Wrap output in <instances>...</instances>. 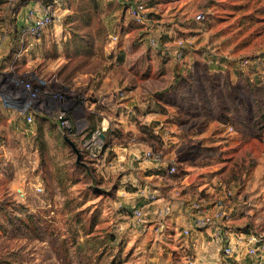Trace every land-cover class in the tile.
Listing matches in <instances>:
<instances>
[{"label": "rangeland", "instance_id": "374dc122", "mask_svg": "<svg viewBox=\"0 0 264 264\" xmlns=\"http://www.w3.org/2000/svg\"><path fill=\"white\" fill-rule=\"evenodd\" d=\"M133 1L146 4L149 27L128 14L126 3ZM263 12L264 0H63L60 18L31 40L28 51L10 61L20 50H4L0 264L177 261L180 250L130 229L115 230L123 221L117 173L107 168L121 164L125 152L117 147L162 148L156 127L170 132L173 177L186 178L193 198L213 200L232 191L261 206ZM199 13L202 22L196 21ZM152 38L165 42L170 55L156 51ZM179 42L185 47L181 59L174 54ZM192 64L198 69L193 73ZM62 111L78 137L61 131L56 118ZM103 118L111 125L103 164L83 155L78 161L65 137L79 145ZM238 225L245 222L233 227Z\"/></svg>", "mask_w": 264, "mask_h": 264}, {"label": "crops", "instance_id": "0c3cea01", "mask_svg": "<svg viewBox=\"0 0 264 264\" xmlns=\"http://www.w3.org/2000/svg\"><path fill=\"white\" fill-rule=\"evenodd\" d=\"M61 3L63 0H18L15 4L0 0V33L8 34L3 52L10 48L15 49L16 52L20 50L22 53L28 51L32 45L31 40H39L28 38L27 42H21V28L31 21V13L40 15L51 6L55 11L56 20H58L61 16ZM18 55L13 56L14 58H11L10 61H14ZM1 57L2 54H0V59ZM145 150L144 145L129 149L117 147L116 152H125L121 164H111V168H107V170L112 169L113 173H117L115 188L117 210L120 211L119 219L123 221L115 226V230L124 233L130 229L133 234L151 236L155 242L168 244L176 251L180 250L177 261H173L171 257L166 263L181 264L185 259V247L188 243V238L182 235V231L189 227L187 207L188 202L193 199L190 191L195 188L188 184L186 178L182 176L167 177L165 170L157 169L150 162L145 161L143 159ZM105 154L100 164H103ZM141 157L142 161H138ZM146 168L151 169L152 172L148 175H142L139 179L134 178V173L138 176L140 171L142 172ZM122 169H125V174L118 173ZM185 188L189 189L188 193L182 192ZM150 194H154L156 200H148L147 196ZM167 204L171 205V212L161 215L160 212H163ZM238 205L233 211L234 223L245 222L244 227L247 231L264 232V202L259 206L254 198L244 194V199ZM135 208L146 211L143 224H133L132 212ZM123 210H127L128 213L122 215ZM237 227L241 226L238 225ZM199 237V248L196 253L199 264H221L219 245L211 234L204 233L200 234Z\"/></svg>", "mask_w": 264, "mask_h": 264}, {"label": "built area", "instance_id": "2783aa9c", "mask_svg": "<svg viewBox=\"0 0 264 264\" xmlns=\"http://www.w3.org/2000/svg\"><path fill=\"white\" fill-rule=\"evenodd\" d=\"M8 3L15 4L18 0H4ZM126 8L131 18L140 25L150 26V14L143 1L127 2ZM31 21L23 26L20 31L21 42H25L28 38L40 39L46 30L56 22V15L53 7H49L42 14L31 13ZM205 20V15L199 13L196 16V21L202 22ZM8 39V34L0 33V54L3 52L4 45ZM150 44L154 49L161 48L167 51V45H163L159 38H152ZM178 48L175 51V57H182L184 44L179 42ZM21 54V51L19 53ZM18 55V56H19ZM244 66L245 62L242 63ZM119 96L124 97L123 91L119 92ZM59 127L64 134L78 137L80 134L71 123L70 117L65 112H60L57 116ZM26 122L32 124L34 122L33 115L26 116ZM111 132L110 122L103 118L99 127L91 134L80 136L79 145L81 151L86 155L93 165H99L107 148L108 136ZM155 135L161 137L163 147L152 148L148 147L143 152V159L150 162L155 168L163 169L167 176H173L177 172L176 161L168 159L167 146L171 141V135L168 130L161 133V127H156ZM150 201L156 200L154 194L147 196ZM244 199V194H236L232 191L218 196L213 200H206L202 197L193 198L188 202L189 227L182 231V235L188 238L187 246L185 247V259L181 264H199L197 258V250L199 248L200 234L210 233L212 238L219 245L221 254V264H264V232L257 230H248L246 228L233 227V211L238 207L239 203ZM171 205L167 204L160 212L161 215L169 214ZM146 216L144 209L135 208L132 212L133 224L140 225Z\"/></svg>", "mask_w": 264, "mask_h": 264}, {"label": "trees", "instance_id": "16d2710c", "mask_svg": "<svg viewBox=\"0 0 264 264\" xmlns=\"http://www.w3.org/2000/svg\"><path fill=\"white\" fill-rule=\"evenodd\" d=\"M264 13V12H263ZM161 42V41H160ZM161 44H166L165 42H161ZM156 51H158L159 53H161V54H164V55H170V53L169 52H166L165 50H162L161 48H159V49H155ZM184 54H185V50H183V54H182V57L184 56ZM181 57V58H182ZM205 71H207L206 69V66H204V68H203ZM209 69V68H208ZM198 69H197V64H192V68H191V70H190V72L191 73H193V72H195V71H197ZM209 88H210V86H209ZM217 117H220V114L217 116ZM248 119H250V117L249 116H247V121H246V125H248L249 124V120ZM244 123V122H243ZM243 123H242V125H243ZM98 128V127H97ZM96 128V129H97ZM96 129H94L93 131H95ZM92 131V132H93ZM91 132V133H92ZM91 133H89V134H91ZM151 133V135H152V137L153 138H156L154 135H153V133L152 132H150ZM88 134V135H89ZM69 137H71V136H69ZM76 144V143H75ZM76 146H77V148H79V151H80V153H81V156L83 155V156H85L86 157V155L81 151V148H80V145H78V144H76ZM82 158V157H81Z\"/></svg>", "mask_w": 264, "mask_h": 264}, {"label": "water", "instance_id": "95a60500", "mask_svg": "<svg viewBox=\"0 0 264 264\" xmlns=\"http://www.w3.org/2000/svg\"><path fill=\"white\" fill-rule=\"evenodd\" d=\"M65 140L67 141L68 145L73 149V151L77 154L78 161L81 159V153L74 142H72L69 138L65 137Z\"/></svg>", "mask_w": 264, "mask_h": 264}]
</instances>
